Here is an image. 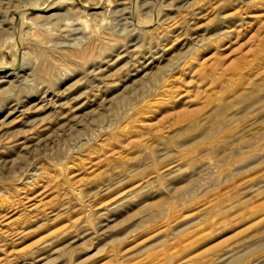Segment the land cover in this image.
<instances>
[{
	"label": "rangeland",
	"instance_id": "rangeland-1",
	"mask_svg": "<svg viewBox=\"0 0 264 264\" xmlns=\"http://www.w3.org/2000/svg\"><path fill=\"white\" fill-rule=\"evenodd\" d=\"M0 264H264V0H0Z\"/></svg>",
	"mask_w": 264,
	"mask_h": 264
}]
</instances>
